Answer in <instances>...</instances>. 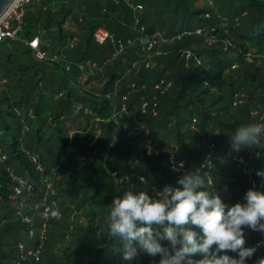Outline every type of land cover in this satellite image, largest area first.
Instances as JSON below:
<instances>
[{"label": "trees", "instance_id": "1", "mask_svg": "<svg viewBox=\"0 0 264 264\" xmlns=\"http://www.w3.org/2000/svg\"><path fill=\"white\" fill-rule=\"evenodd\" d=\"M129 1L142 6L139 21L145 31L141 35L137 28L120 26V15L128 4L124 0L117 4L108 0L112 14L101 12L102 16H98L111 22L108 24L117 39L126 45L128 40L145 38L160 27L166 40L174 39L173 43L157 55L154 46L156 64L153 70H148L146 61H142L144 56L139 61V47L126 45L115 57L118 44L111 41L103 46L96 44L93 34L99 27L97 21L86 20L82 33L88 36L85 48L89 60L98 64L95 59L99 51L92 49L93 43L101 49L108 46L113 48L114 61L120 58L122 64L130 61L132 66L141 62L144 73L140 76L144 80L148 77L155 80L150 73L168 71L167 63L171 62V66H179L175 83L159 78L148 88L136 85L112 98L117 103H111L105 97L107 93L104 97L97 96L82 87L78 78L77 89L66 91L69 72L60 63L38 61L26 44L24 51L20 49L22 43L36 36L41 35L43 40V33L24 31L26 34H21L19 41L0 43V156L7 157V169L0 163V264H20L19 246L40 245L39 229L44 223L48 238L41 264H122L117 252L120 245L102 241L96 236L97 228L103 225L113 197L123 195L132 185H136L133 190H147L150 194L165 185L175 186L180 174L169 168L170 151L178 162H184V172L207 171L213 176L217 190L227 184L234 203L242 202L245 192L255 184L258 190L260 184L264 186V179L255 175L256 170H264V150L245 149L229 154L227 143L228 133L239 126L260 122L264 117V0H144L140 5L138 0ZM77 2L80 0H41V8L50 17L46 29L62 27ZM53 4L60 6V11L46 9ZM112 15L117 20L110 19ZM208 42L214 43L213 46ZM187 50L191 54L189 60L185 56ZM4 54L6 60L2 59ZM35 62L56 69L63 67L66 76L53 81ZM113 76L114 80L121 78L116 72ZM95 79L101 80L97 75L91 76L88 85ZM161 81L172 85L163 96L153 89ZM177 84L180 89L175 91ZM238 97L244 101L234 105ZM144 102L150 106L157 103L158 115L153 116L151 110L143 114ZM97 131L100 137L96 138ZM116 132L118 135L108 149V140ZM98 139L100 143L96 145ZM150 144L159 155L147 154ZM99 145L106 157L100 153L101 149H94ZM43 146L68 159L56 174L59 180L51 175L49 182L56 190L50 194L29 159V153L36 157L34 152ZM112 149L117 153L111 174L114 184L108 186L103 175L109 172L107 161ZM210 152L214 154L213 167L202 168ZM238 157L243 159V164L236 161ZM39 163L42 166L40 160ZM50 169L51 166L46 170L43 167V172L49 175ZM230 170L237 171L236 176H230ZM113 173H117L116 178ZM11 174L33 185L34 192L23 186L21 196L11 198L18 187ZM141 177L145 184L140 183ZM245 186L248 188L240 192ZM46 208L50 209L48 220ZM30 229L35 230L34 238L29 237ZM246 233L247 246L264 240V234L259 232L246 230ZM158 259L142 255L133 264H157ZM255 260L249 264H255Z\"/></svg>", "mask_w": 264, "mask_h": 264}, {"label": "clouds", "instance_id": "2", "mask_svg": "<svg viewBox=\"0 0 264 264\" xmlns=\"http://www.w3.org/2000/svg\"><path fill=\"white\" fill-rule=\"evenodd\" d=\"M227 136L229 154L264 150V121L239 126ZM147 152L152 154L150 146ZM183 168L179 162L171 170L179 173ZM255 175L264 179V170ZM140 183H146L143 177ZM214 184L212 175L198 169L182 172L175 186L151 194L132 185L113 197L96 236L120 245L122 264H133L142 255L158 257L157 264H249L264 248V240L246 244V230L264 234V191L253 186L242 202L229 204L222 195L229 192L228 185L217 190ZM255 264H264V256Z\"/></svg>", "mask_w": 264, "mask_h": 264}, {"label": "rangeland", "instance_id": "3", "mask_svg": "<svg viewBox=\"0 0 264 264\" xmlns=\"http://www.w3.org/2000/svg\"><path fill=\"white\" fill-rule=\"evenodd\" d=\"M41 0H32V3L29 4L26 7V16L24 17V26H23V32L22 35L26 34V31H32V32H41L43 33V50L45 52H47V54L49 55V60L48 63H50L51 65L54 64H61L64 68L65 71H68V89L66 91H69L71 89L76 90L77 89V84H76V78H78V83L84 87L87 88L90 92L96 94L97 96H101L104 97V95L107 93V96H105L106 98H110V102H115L116 101L112 100V98H116L118 96H120L122 94V92L134 89L136 85H140L143 88H148L152 82H155L156 79H163V80H169V81H173L175 83L177 75H178V65H172L171 66V62L167 63V67L169 68L168 71L163 72L161 70V72H153L150 74H154V78L155 80H153V78H146L145 80L140 76L141 73H144L143 71V64L140 62V64H134V66H132L130 63V61H127L126 64H122L121 60L122 59H118L117 61L112 60V54H113V48H104L101 49L100 47H98L96 44H92V49L94 50H98V59H95L98 62V64H94L93 62H91V60H89V55L88 53H86V48H85V42L86 39H88L85 35V33L83 34L82 32L85 31V25H83V23L87 21H97L96 25L99 27H105L109 29V32L111 34V39L109 41L113 42V44H118V41H122L121 39H117L115 35H113V28L111 26H109V24L111 23H107L105 20H101L99 19L98 16H102V14H99L101 12H104V14H109L111 15V9H113V7H109V2L108 0H99V1H92V0H84L81 2H77L75 9L73 10L71 16L68 17L66 23L62 26L59 27L57 26L56 28H51V29H46L47 23L50 19L49 14L46 12V10H43L41 8ZM125 3L127 5V9L122 10L123 12L120 15L119 21H122L120 26L125 27L127 29L130 30H139L140 35L144 30V27H140V18H142L143 15V10L142 11H135L134 10V4L132 1L129 0H124ZM91 2V3H90ZM57 3V2H56ZM113 4H117L119 3V0H112ZM141 3H145L144 0H138V4L140 5ZM53 9L55 8V10L60 11L61 7H54L53 5L47 6L46 9ZM92 10V12H91ZM99 14V15H97ZM103 18V17H102ZM115 15H112L110 17V19H114L117 20ZM108 20V19H107ZM127 21H129V23H127ZM132 22V23H131ZM159 21H157V25H159ZM116 25V24H114ZM137 28V29H136ZM160 27L153 32V34L148 35L147 37H136V39H130L128 40L126 43L127 48H135V47H139L140 48V52L141 54L138 55L139 61L141 60V58H143L142 56H144V60L142 61H146V67L148 65H154L153 67H155L156 61L154 60V49L153 51H148L146 50V46L145 43L148 40H156L157 44H156V53L157 54H161L163 52V49H165L166 45L168 44H172L174 39L171 41L166 40V37H164V33H162L161 30H159ZM161 29H164L163 27ZM25 31V32H24ZM200 32V31H199ZM82 34V35H81ZM115 34V33H114ZM178 38H180L178 36ZM11 42H15V41H11ZM124 43V42H123ZM210 43V42H208ZM25 43H22V45L20 46V49L22 51H24L26 49V46L24 45ZM214 43H210L209 46H213ZM111 45V43H110ZM126 45L124 44V48L125 49ZM205 48V47H204ZM100 49L102 50L100 52ZM201 49V48H200ZM186 58L189 60L191 57L190 52L187 50L186 54H185ZM6 55L4 54L2 56L3 60H6ZM116 57V56H115ZM108 61L105 62V64L103 63L104 60ZM38 66V68L43 71L51 80H58L61 78H64V76H66V72L64 71L63 67L56 69L55 67H52L51 65H48L46 63H37L35 62ZM104 64V65H103ZM104 66V67H103ZM171 66V67H170ZM150 67L148 68V70H153ZM124 71H123V70ZM100 71L99 73H95L96 71ZM122 70V71H121ZM121 71V72H119ZM83 72V75L79 76V74ZM118 73L119 76H121V78H118L116 80H114V73ZM146 72V71H145ZM148 73V72H147ZM94 74V75H93ZM149 74V73H148ZM97 75V77H100L101 80L96 81L94 80L93 82H91L88 85V79L91 76H95ZM79 76V77H78ZM165 86H161V88L159 90H157L155 88V86L157 84H154L153 89L155 92H157L159 94V96H163L164 94H166L169 89H171L172 85L171 82H168V84L163 81ZM88 85V86H87ZM87 86V87H86ZM180 89V84L175 85V91ZM67 92H65L64 94H66ZM79 96H82V93H78ZM240 96L244 97V94H239ZM242 102L244 101V99L241 100ZM123 102H125V98L123 99ZM113 112L115 113V111H117V108H115V104L113 105ZM258 110H255V112ZM123 112H125V107H123ZM153 113V112H152ZM118 114V112H116L114 114V116L116 117ZM128 114V113H126ZM154 114L158 115V111L153 113V116H156ZM85 125V123H84ZM99 131H97L96 133V138L100 137L99 135ZM118 135V133L116 132L108 141L110 143V146L108 149L111 148L112 143L114 142V140L116 139V136ZM96 145L100 143V139H98L96 142H94ZM92 143L91 145L95 146V144ZM210 149L213 148L212 143L208 144ZM99 145V147H94L95 150H97L99 148V150L101 151L100 153H102V156L106 157L105 155V150L102 148V146ZM152 149V154L159 155L160 152H154V148L151 146V144L149 145ZM148 146V147H149ZM107 149V151H108ZM124 149L125 146H124ZM213 151V150H212ZM36 153V157L38 158V160L41 161L42 166L44 167V170L48 169L51 166V171L52 173H49V175L45 174L44 172H39L43 184H46V191L48 192V194L50 193H54L55 186H53V184L51 182H49L51 180V175L54 174V176L57 174L58 170L60 168H63L64 166H66V163L68 162L67 158H64L63 155L60 154H56L53 152H49V149L46 147H41ZM30 154V153H29ZM148 154V152H147ZM150 155V154H148ZM213 153H212V159H213ZM116 156L117 153L114 149H112L111 151H109V157H108V163H107V168L109 169V172H106V175H103V179L104 182L106 183V185L108 186H112L114 184V179L111 177L112 172L115 170L113 169V167H115L116 164ZM44 162V165H43ZM2 166L4 168L7 169V166L2 164ZM55 166V167H53ZM182 172H184V170H182L181 172H179V174H181ZM177 173V172H176ZM237 171H233L230 170V176L234 177L236 176ZM59 176L56 175V180H59ZM116 178V177H115ZM249 182H252L251 178H248ZM242 182V181H241ZM245 184V183H244ZM262 184H260L259 186V190L264 191V186H261ZM256 187V184L254 185ZM248 187L245 186L243 190H246ZM232 189V188H231ZM233 190V189H232ZM224 196H226V198L224 197L225 202L229 203V204H233L234 202L232 201V199L234 198V195L232 194V192H227V193H223ZM48 231V230H47ZM47 235L48 232L46 234L45 239L42 241V256H43V252H44V246H45V242L47 240ZM246 237H247V233H246ZM248 240V239H246ZM261 251L264 254V248H261ZM146 262V261H145ZM147 264V263H146ZM152 264H154L152 262Z\"/></svg>", "mask_w": 264, "mask_h": 264}, {"label": "built area", "instance_id": "4", "mask_svg": "<svg viewBox=\"0 0 264 264\" xmlns=\"http://www.w3.org/2000/svg\"><path fill=\"white\" fill-rule=\"evenodd\" d=\"M31 2H32V0H13L11 2V4L9 5V7L3 12V14H1V16H0V43H3L5 41H19L20 40L21 34L23 32V26H24V20L23 19L26 15V7ZM134 10H142V6H134ZM93 38H94V41L96 44H98L99 46H103L112 37H111L109 30L102 26V27H98L94 31ZM25 44L32 50L33 56L38 61H46V60L50 59L49 55L45 51L42 50L43 41H42L41 35L32 38L30 41H27ZM156 44H157L156 40H154V39L148 40L145 43L146 50L151 52L153 50L154 46H156ZM118 46H119V50L117 51L115 56L122 52V50L124 48V43L122 41H118ZM153 66L154 65H152V66L148 65L147 67L150 68ZM163 84H164V82L161 81L159 84H157L155 86V88L157 90H159ZM241 100H242V97L236 98V102L234 105H236L237 103H241ZM157 107H158L157 103H154L153 106H150L149 102H144L141 106L142 113L146 114L149 112V110H151V112L155 113V112H157ZM254 114L257 115V112H255ZM154 115H157V114H154ZM261 121H264V117L260 118V122ZM212 153L213 152H210L207 154L206 159L204 160V162L201 166L202 168H204L203 165L205 163H211L212 164ZM29 159L34 164V166H36V169L39 172H43V167L40 165L37 157L33 156L32 154H29ZM6 160H7L6 156H4V155L0 156V163L5 165ZM236 161H238L240 164L244 163L243 159L240 157L236 158ZM169 162H170V167H169L170 170H171V167L174 163H179L176 159L175 154L171 151L169 152ZM184 167H185V164H184ZM209 168H211V167H209ZM182 170H184V168L181 169V171ZM11 176H12V181L18 184V187L15 188L14 194L11 196V198L15 199V198L21 196L23 186L26 187L28 192H34L35 188L33 187V185L28 184L27 182L13 176L12 174H11ZM113 176L117 177V173H113ZM49 210H50L49 208L45 209V218L47 220L49 217ZM47 229H48L47 223H44L41 226V228L39 229L40 234H39L38 239L41 243L37 247L26 248L23 245L19 246V254H20V259H21L20 264H41V261H42V245L41 244H42V241L46 237ZM29 237L30 238L35 237V230L34 229H30ZM262 256H263V252L260 249L256 253V255L254 256L253 259L257 260Z\"/></svg>", "mask_w": 264, "mask_h": 264}, {"label": "water", "instance_id": "5", "mask_svg": "<svg viewBox=\"0 0 264 264\" xmlns=\"http://www.w3.org/2000/svg\"><path fill=\"white\" fill-rule=\"evenodd\" d=\"M13 0H0V16L9 7Z\"/></svg>", "mask_w": 264, "mask_h": 264}]
</instances>
